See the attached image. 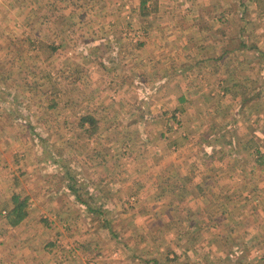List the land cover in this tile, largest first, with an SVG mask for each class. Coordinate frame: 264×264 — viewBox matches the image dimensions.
Instances as JSON below:
<instances>
[{
	"label": "rangeland",
	"instance_id": "1",
	"mask_svg": "<svg viewBox=\"0 0 264 264\" xmlns=\"http://www.w3.org/2000/svg\"><path fill=\"white\" fill-rule=\"evenodd\" d=\"M0 264H264V0H0Z\"/></svg>",
	"mask_w": 264,
	"mask_h": 264
},
{
	"label": "trees",
	"instance_id": "2",
	"mask_svg": "<svg viewBox=\"0 0 264 264\" xmlns=\"http://www.w3.org/2000/svg\"><path fill=\"white\" fill-rule=\"evenodd\" d=\"M84 121H89L87 118ZM93 123V121L91 120ZM13 209L8 212V221L12 225L18 224L25 216V211L22 210L26 199H20L17 195H12Z\"/></svg>",
	"mask_w": 264,
	"mask_h": 264
},
{
	"label": "crops",
	"instance_id": "3",
	"mask_svg": "<svg viewBox=\"0 0 264 264\" xmlns=\"http://www.w3.org/2000/svg\"><path fill=\"white\" fill-rule=\"evenodd\" d=\"M228 70V69H227ZM252 75V74H251Z\"/></svg>",
	"mask_w": 264,
	"mask_h": 264
}]
</instances>
